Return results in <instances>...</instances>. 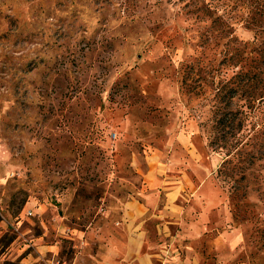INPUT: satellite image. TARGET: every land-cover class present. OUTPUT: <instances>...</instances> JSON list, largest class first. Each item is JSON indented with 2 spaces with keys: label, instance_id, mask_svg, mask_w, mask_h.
<instances>
[{
  "label": "rangeland",
  "instance_id": "1",
  "mask_svg": "<svg viewBox=\"0 0 264 264\" xmlns=\"http://www.w3.org/2000/svg\"><path fill=\"white\" fill-rule=\"evenodd\" d=\"M263 7L0 0V264H131V201L151 264H264V105L219 98Z\"/></svg>",
  "mask_w": 264,
  "mask_h": 264
},
{
  "label": "trees",
  "instance_id": "2",
  "mask_svg": "<svg viewBox=\"0 0 264 264\" xmlns=\"http://www.w3.org/2000/svg\"><path fill=\"white\" fill-rule=\"evenodd\" d=\"M245 22L248 28L255 30V38L252 42L253 48L248 52L247 46L236 45L230 52L225 54L224 63H229L238 68V71L232 77V80L220 89L219 98H228L230 101H234L236 98L243 97L246 100L241 105L237 104V111H230L221 119L225 128L230 125L229 123L233 124L237 120L240 121V126L243 125V121L238 118V115L242 114L244 120H249L255 109L264 105V11L259 16L246 19ZM259 100L260 104L257 106ZM229 115L232 116L229 117ZM226 138L224 135L225 140Z\"/></svg>",
  "mask_w": 264,
  "mask_h": 264
},
{
  "label": "crops",
  "instance_id": "3",
  "mask_svg": "<svg viewBox=\"0 0 264 264\" xmlns=\"http://www.w3.org/2000/svg\"><path fill=\"white\" fill-rule=\"evenodd\" d=\"M147 209L138 201L127 203L124 211V218L127 221L126 226L129 228V236L126 239L125 261L131 264H151L153 260L150 256L143 255L145 234L138 230V226L143 224L137 223L145 216ZM143 223V222H142ZM112 252L101 264H123L119 261L120 255L116 254L114 244L111 243Z\"/></svg>",
  "mask_w": 264,
  "mask_h": 264
}]
</instances>
